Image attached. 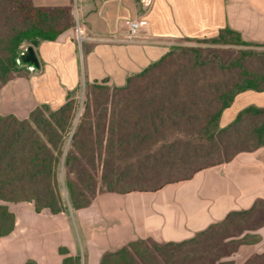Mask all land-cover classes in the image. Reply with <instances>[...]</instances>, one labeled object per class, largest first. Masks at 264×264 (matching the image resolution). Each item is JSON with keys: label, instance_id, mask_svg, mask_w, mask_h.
Returning <instances> with one entry per match:
<instances>
[{"label": "trees", "instance_id": "1", "mask_svg": "<svg viewBox=\"0 0 264 264\" xmlns=\"http://www.w3.org/2000/svg\"><path fill=\"white\" fill-rule=\"evenodd\" d=\"M74 26L69 6L0 0V89L29 72L17 62L24 44L37 49ZM207 40L242 50L231 60L207 61L198 46H174L124 85L111 86L107 79L88 85L79 118L80 87L58 109L41 104L23 120L0 115V237L16 227L4 203L31 202L38 213H68L90 206L100 193L156 192L264 147V107L249 106L227 127L216 128L237 95L264 92V46L228 28ZM257 223L252 230L264 225L263 199L189 240H138L105 253L101 264H210V243ZM259 241L258 234H245L230 253ZM59 252L65 255L61 264H82L68 249ZM245 264H264V253Z\"/></svg>", "mask_w": 264, "mask_h": 264}, {"label": "crops", "instance_id": "2", "mask_svg": "<svg viewBox=\"0 0 264 264\" xmlns=\"http://www.w3.org/2000/svg\"><path fill=\"white\" fill-rule=\"evenodd\" d=\"M38 7L73 9L78 26L56 41H42L36 52L41 69L9 81L0 89V115L23 120L38 105L60 108L68 91L82 86L78 71V41L87 43L91 79L121 86L160 59L172 47L217 37L231 29L249 44L264 46V0H33ZM139 19L134 42H126L128 20ZM81 33V36H80ZM250 91V95L248 94ZM249 106L264 107V92L248 90L236 96L220 118L223 128ZM221 128V129H223ZM264 200V147L241 152L228 163L209 167L191 179L156 192H103L86 208L68 213L36 212L31 202L4 203L16 216L14 231L0 237V264H61L78 255L82 264H101L103 255L143 240L182 242L195 237L236 210ZM260 241L241 245L233 264H244L264 253ZM248 253L239 263V255Z\"/></svg>", "mask_w": 264, "mask_h": 264}, {"label": "rangeland", "instance_id": "3", "mask_svg": "<svg viewBox=\"0 0 264 264\" xmlns=\"http://www.w3.org/2000/svg\"><path fill=\"white\" fill-rule=\"evenodd\" d=\"M142 7H144V4L141 2L140 3ZM74 20H75V26H78V18L76 14L74 15ZM81 36V33H80ZM127 39V38H126ZM229 39V38H228ZM229 41V40H227ZM78 71H79V78L81 80L82 86H80V89L77 93V96L79 98V106H80V112L78 115V118L80 117L82 110H83V104L86 98V94L88 92V85L85 86L86 83L90 82V77H91V72H90V63L89 60L87 59V43H83L84 45L82 46V42L78 41ZM234 43H215L210 40H201L198 42H193V43H186L183 44L185 47L189 46H198L201 49L202 52V59L203 60H221L220 56L223 58H227V60H231L233 57L239 55L240 51L242 50V47L239 45H233ZM28 46L27 44L23 45V48ZM182 47V46H181ZM112 89V88H111ZM70 91H68L69 93ZM250 95V91L248 93ZM218 130L223 128L221 125V122L219 121L216 127ZM64 176L65 172L64 169L62 168L61 170V180L64 181ZM259 224H252L251 226L249 225L248 227H243L237 231H235V235L228 237V238H220L217 239L216 241L210 243V245L206 248L207 251L214 256L211 257V259L214 261L210 262V264H222V263H227V262H233L234 263V255L237 252L230 253L232 252V248L234 247L233 245L236 243V240L242 238L245 234H255L254 229L255 226L257 227ZM261 255V254H260ZM248 256V253H245L242 251L241 255H239V263L241 261L246 260ZM257 255H252L249 259L254 258ZM247 259V260H249ZM246 260V261H247ZM245 261V262H246ZM244 262V264H245Z\"/></svg>", "mask_w": 264, "mask_h": 264}, {"label": "water", "instance_id": "4", "mask_svg": "<svg viewBox=\"0 0 264 264\" xmlns=\"http://www.w3.org/2000/svg\"><path fill=\"white\" fill-rule=\"evenodd\" d=\"M149 1L150 0H141V2L144 4V8L149 5ZM17 62L20 67H26L30 71L41 69L39 56L35 47L32 45H28L22 49L17 58Z\"/></svg>", "mask_w": 264, "mask_h": 264}, {"label": "built area", "instance_id": "5", "mask_svg": "<svg viewBox=\"0 0 264 264\" xmlns=\"http://www.w3.org/2000/svg\"><path fill=\"white\" fill-rule=\"evenodd\" d=\"M126 26L128 28L126 42H134L141 29V21L139 19L128 20Z\"/></svg>", "mask_w": 264, "mask_h": 264}]
</instances>
